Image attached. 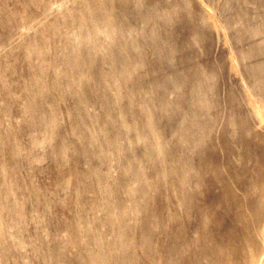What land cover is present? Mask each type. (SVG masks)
<instances>
[{"label":"rangeland","instance_id":"374dc122","mask_svg":"<svg viewBox=\"0 0 264 264\" xmlns=\"http://www.w3.org/2000/svg\"><path fill=\"white\" fill-rule=\"evenodd\" d=\"M0 264H264V0H0Z\"/></svg>","mask_w":264,"mask_h":264},{"label":"bare ground","instance_id":"6f19581e","mask_svg":"<svg viewBox=\"0 0 264 264\" xmlns=\"http://www.w3.org/2000/svg\"><path fill=\"white\" fill-rule=\"evenodd\" d=\"M116 166V165H115Z\"/></svg>","mask_w":264,"mask_h":264}]
</instances>
